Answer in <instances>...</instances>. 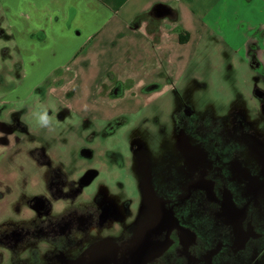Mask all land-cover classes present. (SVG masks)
<instances>
[{
  "label": "flooded vegetation",
  "instance_id": "1",
  "mask_svg": "<svg viewBox=\"0 0 264 264\" xmlns=\"http://www.w3.org/2000/svg\"><path fill=\"white\" fill-rule=\"evenodd\" d=\"M245 53L252 72L248 97L263 126L264 51L252 46ZM181 82H173L170 90ZM161 86L153 90L160 93ZM189 96L187 90L178 94L179 109L191 108L183 115L191 120L181 118L191 132L178 133L172 144L182 167L177 174L151 160L147 148L134 141L127 157L112 155L108 140L126 128L124 118L104 127L92 123L87 143L59 145L56 161L36 149L37 164L25 162L20 168L25 179L16 184L21 213H0V264H73L102 243L116 250L119 263L140 250L149 257L147 264H264V151L246 154L240 134L230 135L235 153L227 160L221 144L209 145L205 135L212 127L200 126ZM13 149L7 146L4 153L13 158ZM165 149L161 161H167ZM3 165L0 174L6 176ZM13 185L0 181V193L7 187L13 194Z\"/></svg>",
  "mask_w": 264,
  "mask_h": 264
},
{
  "label": "crops",
  "instance_id": "2",
  "mask_svg": "<svg viewBox=\"0 0 264 264\" xmlns=\"http://www.w3.org/2000/svg\"><path fill=\"white\" fill-rule=\"evenodd\" d=\"M238 5L237 0H0V21L13 27L23 64L19 76L1 75L0 118L9 114L16 121L25 106L16 109L14 102L22 104L44 88L70 121L104 127L134 120L183 79L208 30L215 34L232 22ZM180 31L189 34L186 43ZM157 83L160 93L153 90ZM2 119L0 147H12L5 137L17 128L7 131Z\"/></svg>",
  "mask_w": 264,
  "mask_h": 264
},
{
  "label": "rangeland",
  "instance_id": "3",
  "mask_svg": "<svg viewBox=\"0 0 264 264\" xmlns=\"http://www.w3.org/2000/svg\"><path fill=\"white\" fill-rule=\"evenodd\" d=\"M237 1L239 5L232 15V22L226 25V21L225 24L223 21V27H220L215 34L208 30L206 39L201 43L189 72L185 74L179 87L175 90L161 92L140 116L127 122L126 128L123 127L116 130L113 135L111 134L108 146L113 156H117L118 153L120 157H127L132 148L131 142L134 141L139 146L147 148L146 151L151 160L157 163L164 162V165L166 163L168 172L179 173V170H182L181 162L172 144L178 133L191 132L183 124L185 120L181 119L184 117V119L191 120V117L183 116L188 115L191 108L187 105L188 112L182 110L183 107L179 109L182 104L178 99V94L184 90L191 95L190 98L186 97V100L192 99L190 103L195 111L193 115H199L200 126L210 125L212 127L211 134L205 135L207 140H211L209 145L217 149V145L221 144V149L227 152V160H231L234 156V142L230 138L236 134L242 137L239 139V146L244 148L246 154L247 150L249 153L256 154L264 151V125H260L261 123L257 122L253 114V101L248 97L252 90V72L249 69L250 64H247L243 58L246 54L245 50L252 46L264 51V0H254V3L250 4L247 9L244 8L245 4L253 0ZM3 2L7 3L10 0H3ZM2 10L0 6V11ZM12 31L13 27L6 22V19L0 21V79L6 76L5 72L7 74L14 72L13 75L16 77L19 76L18 73L21 70L23 71V64L20 65L21 62L17 57V44ZM245 89L249 90L246 92ZM0 93H2L1 88ZM70 96L74 97V94ZM184 96L181 95V98ZM53 99L44 88L38 89L24 103L14 102L16 109L25 106L23 110L17 111L19 118L15 119L16 121L13 122V119L7 117L9 114L4 115L3 119L0 118L4 123L13 122L17 128L9 143L14 146L15 157L11 158V153H4L5 147H0V164L3 162V168H6L4 171L8 173L6 176L0 174V181H6L9 185L14 184L13 194L7 191V187L1 189L0 213H21L22 210L19 212L18 210L22 203L16 199V194L18 197V193L21 192L19 189L21 186H16V184H22L21 180L25 179V170L22 172L20 169L25 168V162L37 164L34 152L36 149L43 148L46 155H50L52 160L56 161L57 153L54 152L59 150V145L71 143L74 147L84 145L85 141L87 143L86 130L95 126L92 122L85 120L78 123L68 120L72 119L71 116L66 115L65 112L58 113ZM244 109L247 111H243ZM45 111L49 117V123L42 126L39 117ZM204 119L206 120L203 121ZM225 121L228 122L225 123ZM118 124V122L114 123L115 126ZM49 130L56 132L52 133ZM131 136H137V139ZM163 147L166 148L163 153H168L165 157L167 161L160 160ZM33 172L29 174L32 175ZM97 181L95 180L93 185ZM158 189L162 193L166 192L164 186ZM23 203L25 205V202Z\"/></svg>",
  "mask_w": 264,
  "mask_h": 264
},
{
  "label": "water",
  "instance_id": "4",
  "mask_svg": "<svg viewBox=\"0 0 264 264\" xmlns=\"http://www.w3.org/2000/svg\"><path fill=\"white\" fill-rule=\"evenodd\" d=\"M160 8L155 9V14H160ZM90 256H84L78 259L73 264H101L102 259L108 260V264L114 262L116 264H147L149 257L136 250L130 258H125L124 261L119 263L117 258V252L112 246H107L105 243L97 245L92 252H89Z\"/></svg>",
  "mask_w": 264,
  "mask_h": 264
},
{
  "label": "clouds",
  "instance_id": "5",
  "mask_svg": "<svg viewBox=\"0 0 264 264\" xmlns=\"http://www.w3.org/2000/svg\"><path fill=\"white\" fill-rule=\"evenodd\" d=\"M23 120V117H21ZM39 122L42 126H46L49 123V117L47 116V112L45 111L43 115L39 117Z\"/></svg>",
  "mask_w": 264,
  "mask_h": 264
},
{
  "label": "trees",
  "instance_id": "6",
  "mask_svg": "<svg viewBox=\"0 0 264 264\" xmlns=\"http://www.w3.org/2000/svg\"><path fill=\"white\" fill-rule=\"evenodd\" d=\"M174 16H176V14L174 13ZM189 38V34L185 31H180V41L182 43H186L188 41Z\"/></svg>",
  "mask_w": 264,
  "mask_h": 264
}]
</instances>
